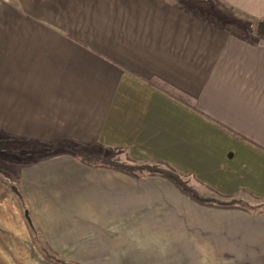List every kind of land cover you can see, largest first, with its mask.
<instances>
[{
    "label": "crops",
    "instance_id": "1",
    "mask_svg": "<svg viewBox=\"0 0 264 264\" xmlns=\"http://www.w3.org/2000/svg\"><path fill=\"white\" fill-rule=\"evenodd\" d=\"M206 1L0 0V135L43 156L0 177V264H264V36L226 25L264 0Z\"/></svg>",
    "mask_w": 264,
    "mask_h": 264
},
{
    "label": "trees",
    "instance_id": "2",
    "mask_svg": "<svg viewBox=\"0 0 264 264\" xmlns=\"http://www.w3.org/2000/svg\"><path fill=\"white\" fill-rule=\"evenodd\" d=\"M244 25L248 26L250 25L249 22L241 21ZM259 23V22H258ZM257 23V25H258ZM52 155V153L48 154L47 156ZM43 156H38L37 158H41ZM82 159L91 162V160L96 161L99 160L101 163H99V166L106 167L112 170H116L120 173H123L125 175L136 177L138 175H157L160 177L165 178L166 180L170 181L182 194L189 197L193 201H196L197 203L201 205H207V206H218V207H231V201L229 202H219L214 199L209 198H202L199 197L190 187H188L183 181V177L181 174L177 173L175 170L170 168L169 166L160 164V163H144V164H135V163H129V162H121L119 160H113L111 159L113 157V154L110 155L107 158L98 157V156H91L90 158L81 156ZM113 160V161H112ZM86 162V163H88ZM50 261H52L55 264H68L60 259H50L48 256H46Z\"/></svg>",
    "mask_w": 264,
    "mask_h": 264
},
{
    "label": "rangeland",
    "instance_id": "3",
    "mask_svg": "<svg viewBox=\"0 0 264 264\" xmlns=\"http://www.w3.org/2000/svg\"><path fill=\"white\" fill-rule=\"evenodd\" d=\"M175 1L179 2L180 4H183L185 7L190 6L193 10L198 11L200 13H205L206 9L211 8V6H209L208 8L207 6L208 3H206L207 2L206 0H175ZM214 20L219 23H226L225 22L226 18H222L217 13L215 14ZM227 21H231V20H227ZM226 25L233 26V28L237 29V31L240 32L246 33L247 31V35H249L250 37L258 34L257 23H253L246 26L244 24L238 23V20H236V22H229ZM243 26L246 29V31L243 29ZM19 146L20 145L16 144V142L9 141L0 135V177L2 178L7 177L5 174L8 173L9 170L11 169L10 165L14 163H20L27 159H32V158L37 159L38 155H40V154L25 153V152L18 153L17 150ZM111 151L113 154V157L111 159L119 160L117 157L118 152L115 150H111ZM91 163L99 164L101 162L99 160L96 161L91 160ZM7 179H8L7 181L10 180L9 177H7ZM183 181H185L186 185L191 188L190 185L191 183L189 180L186 181L183 179ZM236 204L243 205L244 203L242 204L241 201H238ZM260 206L264 207V203L260 204ZM251 209H257V206H252Z\"/></svg>",
    "mask_w": 264,
    "mask_h": 264
},
{
    "label": "water",
    "instance_id": "4",
    "mask_svg": "<svg viewBox=\"0 0 264 264\" xmlns=\"http://www.w3.org/2000/svg\"><path fill=\"white\" fill-rule=\"evenodd\" d=\"M257 33L261 36H264V20L258 23ZM23 216L29 222V218L26 211L23 212Z\"/></svg>",
    "mask_w": 264,
    "mask_h": 264
}]
</instances>
